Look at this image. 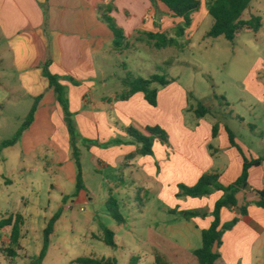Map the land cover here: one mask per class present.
I'll use <instances>...</instances> for the list:
<instances>
[{"label": "crops", "instance_id": "1", "mask_svg": "<svg viewBox=\"0 0 264 264\" xmlns=\"http://www.w3.org/2000/svg\"><path fill=\"white\" fill-rule=\"evenodd\" d=\"M200 2L199 10L192 15L191 26L184 36L177 38L184 50L202 48L210 38L207 34L214 19L210 29L200 33L202 24L211 16L207 0ZM106 15L123 29L130 49L137 40L151 43L147 33L177 37V27L184 22L164 3L151 0H0V66L17 74L30 98L35 100L43 95L34 122L14 146H20L22 154L36 153L45 146L44 152L55 154L58 163L65 161L62 153L70 149V135L63 109L43 74V65L50 60V71L62 76V83L68 88L70 109L84 137L102 143L116 137L131 140L124 130L129 126L143 132L148 126H160L167 131L169 143L163 144L156 138L153 155L136 154L139 148L136 142L88 149L99 166L117 168L118 163L130 159V165L135 164L137 170L161 179L173 211H208L205 217L188 219L202 234L211 226L212 211L224 192L216 190L204 197L178 196L179 184L193 186L208 172L217 173L224 185L239 178L244 158L232 145L229 131L249 159L264 158V0H252L243 14L244 20L260 17L261 28L258 31L243 28L234 39L247 30L251 33L243 41L245 47H262L243 80L241 101L245 110L240 113L229 102L223 105L214 96L213 100L202 98L197 102L211 109L203 117L196 115L197 106H189V92L176 77H170L171 82L159 88L157 106L149 104L142 92L118 100L126 88L122 83L124 77L115 72L118 63L114 58L124 52L114 48V34ZM125 67L127 70L128 66ZM117 84H121L120 89ZM238 123L242 127L238 128ZM215 126L217 136H214ZM242 129L247 131L245 138ZM69 169L63 178L76 182L72 163ZM248 184V188L236 194L239 206L249 202L247 214L240 215L238 207L221 210V225L235 217L239 220L224 232L219 248L221 257L216 264H264V207L256 203L260 200L256 190L264 191V160L249 169ZM84 186L77 197L91 199L85 183ZM58 222L59 219L52 233ZM11 232V226L0 232L3 243H10ZM91 237L103 239V228L98 234L92 232Z\"/></svg>", "mask_w": 264, "mask_h": 264}, {"label": "rangeland", "instance_id": "2", "mask_svg": "<svg viewBox=\"0 0 264 264\" xmlns=\"http://www.w3.org/2000/svg\"><path fill=\"white\" fill-rule=\"evenodd\" d=\"M212 19L209 16L202 24L200 33L210 29ZM247 33L251 32L244 30L234 42L223 36L210 37L202 48L187 50L181 43L158 49L152 42L137 40L132 49L115 56V72L124 78L128 73L144 78L154 74L176 77L189 92V106L216 96L223 105L227 101L241 113L245 110L243 80L262 50L258 45L245 47ZM13 72L0 66V146L21 127L35 102ZM117 85L120 89L121 84ZM241 134L245 138L247 131L242 129ZM78 146L91 199H79L75 180L63 178L71 163L76 170L71 145L62 153L63 164L52 152H44L45 146L33 154H22L20 146L1 148L0 219L19 213L25 220L20 255L12 258L4 253L10 243H3L0 236V264H31L43 248L49 218L60 207L62 214L50 235L43 264H77L74 259L83 256L116 258L119 264H130L132 259L136 264H154L158 258L169 264H200L194 250L202 247V234L171 209L161 179L137 170L130 159L118 163L117 168L99 166L85 145L80 142ZM111 196L125 219L121 224L109 213ZM103 227L115 232V247L91 237Z\"/></svg>", "mask_w": 264, "mask_h": 264}, {"label": "trees", "instance_id": "3", "mask_svg": "<svg viewBox=\"0 0 264 264\" xmlns=\"http://www.w3.org/2000/svg\"><path fill=\"white\" fill-rule=\"evenodd\" d=\"M153 3L162 2L172 12L174 16L182 17L184 22L182 25L177 27V37H169L166 33H147L146 36L149 41L153 42L154 46L158 49L178 45L179 37L184 36L187 28L192 24V15L198 11L201 2L200 0H151ZM252 0H207V7L210 15L214 19V24L211 30L208 32L209 37L224 36L229 41H234L237 33L243 28H249L253 31H258L262 26V20L260 17L253 16L248 20L243 19V14L246 9L250 6ZM110 29L114 34V48L119 51H123L129 48L126 35L122 28H120L114 19L108 15L105 17ZM50 63L48 60L43 65V74L49 80V88L55 93L56 100L59 102L63 109L64 120L66 122L68 132L70 135V145L74 163L76 165V188L79 190L84 189V173L81 162V151L79 143L81 142L87 148L92 146H98L102 148H108L113 145L127 144L130 142H136L139 145L138 155H153V145L156 138H158L163 144L169 143V134L165 129L160 126H148L146 132L139 130L134 126L124 127V130L131 137V140H127L123 137H116L107 142H100L98 140L89 139L81 135L76 120L75 114L70 109V99L68 94V88L62 83L63 77L54 74L50 71ZM73 83L77 84L73 79L69 78ZM171 82V79L165 75L154 74L150 78L144 77H133L130 73L122 79V83L126 90L119 95L118 100H127L132 95L138 92H142L146 100L152 106L158 104V92L159 88L154 84L160 86H166ZM43 98L40 95L35 98V102L27 115L25 121L16 133L9 139L2 141L1 148L11 147L21 141L23 134L28 130L31 124L34 122L38 105ZM195 113L198 117H203L211 113V109L201 102L198 103L195 108ZM218 128L214 127V136H217ZM230 140L232 145L236 146L243 154L244 164L243 170L239 178L229 184L224 185L219 180V175L214 172H208L203 174L198 182L193 186L185 184H179L180 193L178 196H190V197H204L212 194L216 190L224 192L223 196L216 202L212 215L214 220L208 229L202 231L203 245L201 248L194 250V254L198 257L200 264H216V261L221 257L219 248L222 245L223 234L226 230L231 229L239 220V217H235L229 223L221 225V210L223 208H239V214H247V208L249 202L239 206L236 194L244 189L248 188V177L249 169L252 166L260 165L264 158L249 159L237 144L235 135L232 131H229ZM135 156V155H133ZM260 197V200L256 203L264 207V191L256 190ZM108 210L110 215L117 220L119 224L125 221L123 215L119 211L117 200L111 196L107 202ZM186 219L193 217H205L208 215V211L203 209L185 210L180 212ZM62 214V208H60L48 221L46 228L44 229V244L40 254L31 262V264H43V260L46 256L49 244L50 235L54 230L55 223ZM23 215L11 214L0 219V232L6 227H12L10 235V246L3 249L4 253H7L10 257H16L18 251L22 248L21 241L23 238L22 227L24 225ZM103 240L106 244L115 247L116 239L115 233L108 227H103ZM77 264H119L116 258H98L92 256L78 257L74 261ZM130 264H136L134 259L131 260ZM154 264H169L166 260L158 258Z\"/></svg>", "mask_w": 264, "mask_h": 264}]
</instances>
